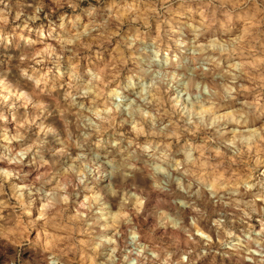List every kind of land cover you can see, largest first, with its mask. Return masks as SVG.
Here are the masks:
<instances>
[{"label": "clouds", "instance_id": "obj_1", "mask_svg": "<svg viewBox=\"0 0 264 264\" xmlns=\"http://www.w3.org/2000/svg\"><path fill=\"white\" fill-rule=\"evenodd\" d=\"M0 264H264V0H0Z\"/></svg>", "mask_w": 264, "mask_h": 264}]
</instances>
